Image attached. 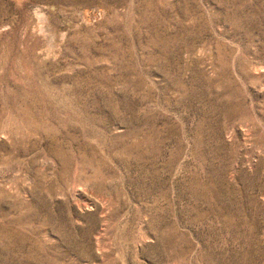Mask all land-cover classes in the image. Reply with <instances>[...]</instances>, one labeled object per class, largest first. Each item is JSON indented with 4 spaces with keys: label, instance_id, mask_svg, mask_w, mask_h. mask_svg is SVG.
<instances>
[{
    "label": "rangeland",
    "instance_id": "1",
    "mask_svg": "<svg viewBox=\"0 0 264 264\" xmlns=\"http://www.w3.org/2000/svg\"><path fill=\"white\" fill-rule=\"evenodd\" d=\"M0 264H264V0H0Z\"/></svg>",
    "mask_w": 264,
    "mask_h": 264
}]
</instances>
